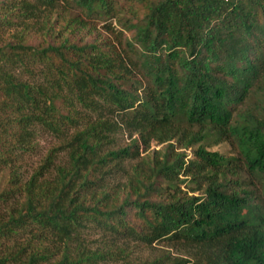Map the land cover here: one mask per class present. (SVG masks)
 <instances>
[{"label": "trees", "instance_id": "trees-1", "mask_svg": "<svg viewBox=\"0 0 264 264\" xmlns=\"http://www.w3.org/2000/svg\"><path fill=\"white\" fill-rule=\"evenodd\" d=\"M59 10L65 38L0 44V202L20 198L0 244L27 236L0 264H264V0H0V31ZM117 126L135 138L107 151ZM38 131L62 144L22 182ZM160 243L190 259L130 258Z\"/></svg>", "mask_w": 264, "mask_h": 264}, {"label": "rangeland", "instance_id": "rangeland-1", "mask_svg": "<svg viewBox=\"0 0 264 264\" xmlns=\"http://www.w3.org/2000/svg\"><path fill=\"white\" fill-rule=\"evenodd\" d=\"M68 17V14L66 15L62 10H59L49 15L44 13L36 19H27L24 21V23L20 24V26H13L0 31V44L12 43L14 41L23 39V41L29 45H36L52 38H65L69 35L70 31L65 30L66 20ZM47 21H49V25L47 27L52 26L53 28V32L50 37L44 34L45 32L43 24ZM97 29H99V27ZM99 32L102 33L101 30ZM78 35L79 37L86 35L84 37L85 41H90L95 36V34L89 35L87 30H81L80 34ZM101 36L103 35L101 34ZM20 72L21 77L24 80H31L33 77L36 79V76L32 77L30 74L25 72L24 69H21ZM71 132L72 130L69 131V133ZM134 138L135 137L130 139L125 130L117 126L111 133H109L108 139L106 140L108 143L105 145V148L107 151H112L127 147ZM61 144L62 139L57 135L50 132L38 131L36 133L35 140L28 149L25 151H16L15 153V157H17L15 160V169L18 178L22 182L29 180L31 176L35 174L43 165L47 155ZM164 147L165 145H160L157 142L152 141L149 144V148L144 151V147L141 145L139 158L128 162V164H125V170L128 169L129 174L126 175L124 172L115 173L114 175L106 178L105 184L109 186L117 185L120 187H124L125 184L128 185L132 178V174H134V170L141 169V167L143 168L145 159H151L154 155V152L161 151ZM217 149L225 151L224 146L217 147ZM190 152L191 151L189 150L188 153L190 154ZM66 160V152H57L55 154V158L53 159V165L51 166L50 171L44 173V175L47 173H52L55 167L64 165ZM19 200V196L11 195L7 202H0V217L7 219L9 214L14 212ZM26 237V235L22 237H16L15 241L5 240L0 244V253L9 250H19L20 247L26 242ZM84 238L85 244L92 250L96 248H102L104 245L101 234L96 231H88L84 234ZM119 245L121 246L120 243ZM128 251L131 253L130 258L132 260H144L146 258H152L154 255L160 254L162 252H169L171 256L190 259L185 250H181L179 247H171L169 245H165L164 243L154 244L152 248H145L131 244L128 246ZM22 258L25 259L26 254H23ZM55 259L56 257H54L51 261L53 262Z\"/></svg>", "mask_w": 264, "mask_h": 264}]
</instances>
